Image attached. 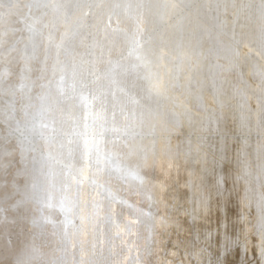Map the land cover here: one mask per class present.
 Masks as SVG:
<instances>
[{
  "label": "rangeland",
  "instance_id": "374dc122",
  "mask_svg": "<svg viewBox=\"0 0 264 264\" xmlns=\"http://www.w3.org/2000/svg\"><path fill=\"white\" fill-rule=\"evenodd\" d=\"M151 1L152 0H0V264H264V253H261L264 250V212H262L264 210H260L262 205H258L259 202L261 204L264 202V194L262 193L264 192V186L262 188V183L264 184V181L261 179V176L259 178L256 177L258 176L257 174L255 175V170H257L258 172L260 171V174H262V176H264V173L261 170V162H263L264 160V131L259 129L261 128L260 114L264 113V104H262L261 106L263 110L260 108V110H262L263 112L259 111L257 114L253 115V117H255L254 119L252 118L253 124L249 127L250 129H247L246 127H241L242 125L240 124V122H237L234 119H230L231 114L230 116L227 115L229 114V109H231L232 107L236 108L235 106H238V88L241 82L243 81V76L238 71V67L232 66V64L236 65V60L238 59V56H236L235 53L233 54L234 51H230V53L218 52L220 56L218 54L216 55V70L214 69L215 71H212L213 73L218 71V74L214 73V75L212 74V72L209 73L210 77L214 75V78L211 77V80L213 79L214 83L215 80L218 79L216 80V85L221 82L219 85H217L219 87H215L214 93L219 96H224L228 91L227 96H230L231 98L230 104L232 105L226 104V110L223 109V111L220 112L221 114H217V116L220 115L218 116L220 119L216 116L221 123L226 122L225 124H228L229 128L230 126H234L231 127L233 131L231 129L228 130L229 128L227 127L228 129L226 130V133L228 134L220 133V129L217 130L215 127H211L209 125L210 123L203 119L205 118L204 116H206L203 107L199 104L191 103L190 95L188 96L185 93L179 92L178 87L176 85L174 87V85L171 84V86L169 87L170 93L175 95L177 97V100H179V107L181 109H186L189 107L190 111L189 109L186 110L188 112L187 117L191 118L192 122L193 120H195V118H200V120L203 121L202 124L204 123L203 126L207 129L201 126L202 124H199L200 126H198L201 129L204 128L205 130H199L198 126L189 128L191 123H189L190 125L187 126V128L185 126V124L187 123L182 122L183 124H177L179 128H176L177 125L173 126V129L176 128L178 131H176V129L173 130L171 128L166 131H161V129L158 131L154 130L153 133L151 127H149L147 123L148 120H146V118L148 119V116H150V113L147 112L146 109H142L146 112L143 113V111H141L139 108L138 111H140L143 116L145 115L146 117L144 116L141 120H139L138 118L134 119V117L131 116L133 113L130 114L132 108L129 107L128 104H122L125 99L124 93L122 94V98L121 93L116 94L117 96L113 98L115 104L109 105L110 109L108 108V110L111 113L109 117L103 116V118L101 116L96 119H93L94 111L91 110L92 107H89V105L91 106V104H88L87 100H93V98L95 97L94 95H98L99 92H107V87H109L110 85L109 80L111 79V72L113 70H117V68H119L118 65H120L121 67L128 60L126 58L128 55L127 52H129L130 47H132L131 45L129 46L128 43L131 42V44L142 46L143 42L145 43L147 39L150 41L151 38H154V35L155 39L153 41H155L156 44H159V46L165 47V37H162L163 30L162 28L160 29V27L162 26L156 25L154 23L156 18L153 13L154 8ZM176 1H178V4H181V7L185 8L188 13L190 12L191 14H193L195 13V11L203 12L201 16H196V18L191 15H188L186 18L187 22H185L186 24L183 26L182 24L179 25V27L181 26V29H186V27L190 28V26L192 27L193 25H195L196 27L197 25H199V22H205L211 17L210 13H212L213 11L221 12L222 15H225L223 16L225 20L227 18H230L229 13L234 10V8H236L239 0H195L198 1L197 3L199 4V7H194L191 9H189L191 5L196 3L194 0L193 2L189 1L191 4L187 0ZM176 1L158 0V2L162 5L160 7L158 6L159 11L164 12V8L167 4H172ZM259 1L263 2L264 0ZM245 3L251 4L253 2L251 0H245ZM188 5H190L189 8H187ZM214 5H218V7L216 9H213ZM169 19H171V17H169ZM166 20H168V18ZM180 20H184L182 15ZM192 21H194V24L191 23ZM254 22L258 21H250L253 26H256L257 23L255 25ZM125 36H130V38H126ZM156 36H159L160 39H158V43L156 42ZM216 40L219 41L217 42ZM222 41L223 38L221 35L216 37L215 43L217 42L219 44L218 47L216 43L217 49L222 48ZM199 53L200 51H197L195 54L201 59L205 57L204 55H206L202 54V56ZM164 55L165 57H167L168 54L164 53ZM223 55L224 57H222ZM233 55H235L234 57L236 59L233 57ZM116 59H119L118 62ZM231 61L233 62L231 63ZM219 62H221L220 66H218ZM107 65L108 67L107 69H105ZM115 67L117 68L114 69ZM220 67L222 69L224 68V73H222L223 71ZM159 68H161V66ZM190 69V67L188 69H183L186 70L183 71V73L186 74L187 72L186 75H189L188 73L190 72ZM104 71H106V73ZM70 73L73 75H79V80L80 82H82L81 85L83 87L80 85L81 87L79 86L80 88H75L72 93L74 96H76L77 94H81L82 97L86 99L85 104H71L69 101H64L62 98L65 97L67 94L62 93L59 97L60 101L51 100V102L46 105V107H44L43 109L40 108V111V109H38L39 107H41L42 103L40 97L46 91H48L49 85H53L54 87L60 89H65L69 87V85L74 83L73 81L66 82V79H68ZM82 73H84V76L82 75ZM91 73L94 75H92ZM255 73L253 72V74H251L252 78H250L253 86L250 95L248 96V98H251L250 101H254V95L252 94L254 93V90H256L255 85L263 78L262 73L259 75H257L259 72L255 71ZM229 77L231 80H228ZM253 77L255 79H253ZM255 80L257 82H255ZM228 82H231L232 85ZM102 83L104 86L102 85ZM227 87H229V89H227ZM219 88L221 90H219ZM235 97L237 98L235 99ZM50 98H54V95L51 93ZM232 98L235 100V103L234 100L232 101ZM115 99L119 101L117 102ZM120 99L122 100L121 103ZM183 100L186 102H184ZM116 102L119 103V105ZM10 103H13V105L11 104V106L13 107L11 108L9 105ZM37 104L39 105L37 106ZM120 104L122 105V108ZM181 104H183L184 107L181 106ZM26 105L29 106V108ZM227 106H229V109ZM253 106L255 107V105ZM118 110H120V112H118ZM233 110L234 109L232 108V111ZM127 111H129V113ZM115 112H117V115L115 114L116 116L113 118ZM237 112L239 113L238 110ZM84 113L86 115H84V118H88L87 121H89V123L84 122L82 126H80L82 128H73V126L75 127L77 121H83L81 118L83 117ZM240 113V116L238 115L240 118H245L248 116L246 113H243L244 115ZM9 116L13 117L11 118ZM91 116L93 118H91ZM62 118L65 119V121ZM7 120L9 121V123ZM103 120H106V122L108 123L109 129L107 128V131H105L106 129L104 130L102 128L105 124V127H107V123L103 122ZM91 121L92 125L90 124ZM204 121L208 125H206ZM28 122L30 123V126ZM235 122L237 123V125H240H235ZM110 123L111 126H109ZM126 123H128V125ZM48 124L50 125L47 126ZM58 124L60 126H58ZM98 124L104 125L98 126ZM38 125L40 130H38ZM88 126L89 128L91 127L90 129L92 130H90ZM125 127L127 128L124 129ZM128 127L131 129H128ZM238 127H240V130L238 129ZM110 128H112L111 131ZM212 128L213 133L211 130ZM244 128L247 129V132ZM54 129L56 130L54 131ZM120 129L123 133H126L123 134ZM191 129L192 131L194 129V133H192ZM102 130L104 131L102 132ZM131 130H133V135L130 133ZM171 130H173V132ZM206 130L208 133L205 132ZM92 131L96 132L94 133ZM115 131L117 133L119 132L118 136H116L117 133ZM149 131H151L152 133H148ZM81 133L82 137H80ZM147 133L150 135H148ZM169 133H173L172 136ZM197 133L203 134L200 136ZM209 133L213 135H210ZM253 133L256 134L254 135ZM90 134L92 135V137ZM98 134L102 136L103 142L101 136ZM190 134H193V138ZM88 135L90 137H88ZM51 136L54 137L52 138ZM220 136L222 138H220ZM70 137L71 139H69ZM86 137L88 138V140ZM186 137H190V139L187 138V140H185ZM56 139L59 141H57ZM81 139L83 143H81ZM89 139H91V142ZM92 139L94 140V142H100L101 139V146L104 151L103 153L106 154L108 151L107 156L111 155V162L118 160L117 162L119 164L116 161L114 162L115 165L107 164L105 161H95V163H100H96V165H94L95 163L93 159L92 161L90 160V155H93L92 149L91 147L88 148V146L93 144ZM218 139H221V144L219 143L220 141ZM78 140L80 141V144L87 143L86 145H88L86 146L84 144L86 147L85 149H87L88 152L84 149V152L82 153L83 155L79 156L80 159L78 156H75L76 151H69L71 149L75 150L74 141L79 142ZM85 140L88 142H86ZM23 141L24 143H26L25 146ZM61 141L64 143V145H67V148H59L58 144ZM149 141L150 143H148ZM192 141L194 142V144L192 143ZM226 141H230L233 144L234 148L232 151L237 154H232L231 152V155L227 160L228 163L224 162L221 157H218V160L215 161L216 166H213L212 160L206 154V152L209 151L208 147L210 148L211 145L216 143L218 145L220 144L219 146H223L224 144H226ZM198 142L199 144H197ZM154 144L156 148L153 147ZM151 145H153V148L151 147ZM156 145L159 147H157ZM171 145L173 146V148H171L172 152L171 150H165L166 147L169 148ZM197 145L200 147H198ZM239 145L241 147H239ZM68 146L71 147V149H69ZM105 146H107L108 149L103 148ZM72 147H74V149ZM138 147L141 149L143 147L145 148L138 151ZM160 147L163 149V151H165L162 152V149ZM181 147L185 148L186 151L181 152ZM30 149L32 151H30ZM148 149H150V151L152 149L153 150L150 152ZM187 149H189V151ZM234 149L236 151H234ZM199 150H203L201 154ZM64 151L66 153H64ZM89 151H91V153ZM192 151L194 156L192 154ZM244 151H247L249 155L246 156L247 154H244ZM50 152L52 153L50 154ZM140 152H142V154ZM164 153H166V155H164ZM112 154H116V157H113L114 155L112 156ZM33 155L37 160L33 159ZM182 155L183 157H185L183 158ZM23 156L25 157V161L23 160L22 162V159L24 158ZM56 156L58 157L56 158ZM64 156L67 159L64 158ZM26 157H28L29 160ZM68 157H70L69 160ZM241 157H245L244 161L251 166L247 167L248 171L247 168H245L243 171H241V176L240 174L233 176L230 179L232 180V183L230 182V180L217 179V173H223L225 170H229L230 164L235 165V168L237 169L239 165H236V162ZM230 158L232 160H230ZM254 159L257 161H254ZM27 160L30 162H28ZM201 160L204 161L205 166L202 168L203 173L201 172L199 176L198 174H193L194 172L192 173L191 170L193 169L192 166L197 164L200 165L199 161ZM89 161L93 165L90 164ZM175 161L178 162V164H176ZM24 162L26 163L24 164ZM70 162H75L76 164H71ZM102 163H104L103 166H101ZM36 164L37 169L34 168L36 167ZM105 164L107 165L106 167ZM182 164L185 167L182 166ZM73 165H75V167H73V169L70 168ZM85 165L86 167H84ZM117 165L119 168L120 166L126 167L125 169L124 167L122 168V172L120 170L116 172L117 170L115 167ZM97 166H99V169L97 168ZM18 168H20L19 171ZM75 168L77 169V172L79 170V174H77ZM107 168H109L110 170ZM111 168H114L115 170H112ZM56 170H58L59 172H57ZM107 170H109L110 173L107 172ZM129 170L131 173L129 174L130 176L128 175ZM185 170L187 171V173ZM178 171L181 174H176L178 173ZM189 171L191 172L189 173ZM211 171L215 172L216 175ZM124 172H126V174ZM167 172L169 175L167 174ZM53 173H56V176L55 174L53 175ZM133 173L134 176H137L134 177ZM243 173L244 175L245 173H247V175L244 176ZM27 174L29 175V177ZM175 175H177V177L179 176L180 178L177 179ZM242 175L243 177H248L249 179L244 178V181ZM58 176L64 179L61 180ZM251 177L253 180L251 179ZM204 178H206V180L210 182L209 184H207L208 186L206 185L204 189L205 195L208 192V195H206L208 197L206 198H210L206 199L207 202L205 203L208 207H206L205 204L201 203L203 202V196L199 195L200 188L198 186V183L204 180ZM257 178L262 181H259ZM239 179L241 181L243 180L246 184L244 182L243 183L245 185L242 182L240 183ZM233 180L235 183L233 182ZM84 181L85 183H83ZM32 182L33 184H31ZM73 182H76V184H74ZM97 182L99 183V186L97 185ZM194 182L197 186H195ZM28 183L33 185L34 191L33 189H31L32 186L30 187ZM51 183L52 185H50ZM64 183L66 185H64ZM43 185H45V187ZM53 185L55 188L52 187ZM59 185L62 188H59ZM96 186H98L99 188ZM194 186L197 188L196 190ZM229 186L231 189H233L231 190ZM21 188L23 191L21 190ZM208 190L211 192H209ZM234 190L238 193L241 190V192L238 194ZM32 191L35 195L32 194ZM42 191L46 192L43 193ZM105 192H107L108 194ZM242 192L243 194H241ZM246 193L247 196L249 195L248 197L245 195ZM36 194H38V196L40 195V198H38ZM54 194L56 196H54ZM261 194H263V196ZM209 195H211V197ZM58 196H62L63 198H58ZM239 196L241 197V200ZM242 196L246 199H242ZM29 197L32 198L33 201ZM157 198L159 199V201L157 200ZM35 199L38 200V202L41 201L40 203L45 201V203H42L44 206L41 207L42 204L35 201ZM56 199L58 201H60L59 199H61V201L57 202ZM251 199L252 203L250 201ZM67 200L68 202L70 201V205L68 204ZM71 200L74 203H72ZM192 200L194 203L192 202ZM209 200L213 201L211 203L214 204L213 206L211 205V207L208 205V203L211 204ZM239 200L242 202L241 204L244 205H241ZM52 202H56L57 205L52 204ZM62 202L64 203V207L61 204ZM67 204L68 206H65ZM161 205H163L162 208ZM243 206H246L247 208H243ZM250 206H253V208ZM197 207H199V210H196ZM62 210H64L65 213ZM67 210L70 211L69 214ZM204 210L206 211V215L204 214ZM223 210L225 213L222 212ZM253 211H255L256 215L258 216H256ZM252 212L254 214H252ZM259 212L261 213V216L259 215ZM252 217L253 219H251ZM224 218H226V222L228 225L227 231L221 232L220 236H216L215 233L217 230V222L218 220ZM254 218L256 219L254 220ZM42 219H44V221ZM64 219L65 221L67 220L66 222L68 224L64 222ZM239 221H241V223L247 222L248 225L245 223H243L245 224L243 225ZM254 221H257V223H259L260 221V224L263 222L261 224L262 226L260 224L255 223ZM118 223L121 224H119L118 226ZM252 227H254V229H252ZM241 228L244 230H242ZM261 228L262 231L257 232L261 230ZM247 230L250 231L248 232ZM225 241L226 244H224ZM251 246H253V248ZM234 249H237L238 251L236 250L237 252H234Z\"/></svg>",
  "mask_w": 264,
  "mask_h": 264
},
{
  "label": "bare ground",
  "instance_id": "6f19581e",
  "mask_svg": "<svg viewBox=\"0 0 264 264\" xmlns=\"http://www.w3.org/2000/svg\"><path fill=\"white\" fill-rule=\"evenodd\" d=\"M160 1V0H159ZM176 1V0H175ZM188 2L189 1H191V2H193V0H187ZM195 1V0H194ZM198 1H200V0H198ZM198 1H195L196 3H194V4H192L191 5V7H190V5H188V7L187 8H189V9H191V8H194V7H199V4L197 3ZM253 3H251V4H248V3H245V0H239L238 1V3H237V6H236V8H234V10H232L229 14H230V18H227L226 20H225V18H223V16H225V15H222L221 14V12H215V11H213L212 13H210V15H211V17L209 18V19H207L205 22H199L198 24L199 25H197L196 27H195V25H193L192 27L190 26V28H188V27H186V29H184V28H180L179 27V25H181L182 24V26L183 25H185L186 23L185 22H187L186 21V18H187V16L188 15H191V16H193V17H195L196 18V16H201L202 14H203V12H201V11H195V13H193V14H191L190 12L188 13V11L187 10H185V8H182L181 7V4H178V1H176L175 3L173 2L172 4H167L166 6H165V8H164V12L162 11V12H160L159 11V8H158V6L160 7V6H162L159 2H158V0H152L151 2H152V4H153V8H154V10H153V13H154V16H155V24L156 25H159V26H162V27H160V29L162 28V30H163V34H162V37L165 39L164 40V42H165V47H161V46H159V44H156L155 43V41H153L154 39H155V36L153 35V37L154 38H151L150 39V41L147 39V41L144 43L143 42V45L142 46H139V45H134V44H131V42L130 43H128L129 44V46L131 45L132 47H130V49H129V52H127L128 53V55H127V62L125 63V64H123L121 67H120V65H118V67L119 68H117V67H115L114 69H116L117 68V70H113L112 72H111V79L109 80L110 81V85H109V87H107V92H104V93H100L99 92V94L97 95L96 93V95H94L95 97L93 98V100H87V103L88 104H91V106L89 105V107H92V111H94V113H93V117L91 116V118H93V119H96V118H98V117H103V116H107V117H109V115L111 114L110 113V111L108 110V108H109V105H112V104H115L114 103V101H113V98L115 97V96H117L116 94H119V93H121V95L124 93L125 94V96H124V102L122 103V104H124V105H129V107H131L132 108V111L130 112V114L131 113H133L131 116H133L134 117V119L135 118H138L139 120H141L144 116H143V114L140 112V111H138V109L140 108V110L141 111H143V113L145 112L144 110H142V109H146V111L147 112H149L150 113V116H148V113H147V116H148V119L146 118V120H148L147 121V123H148V125H149V127H151V130L153 131V133H154V130H160L161 129V131L162 130H168V129H173V126L174 125H177V124H181L182 122L184 123H187V124H185V126L187 127V126H189L190 124L189 123H191V125H190V127L189 128H192V127H197L199 124H202V120H200V118L199 119H196L195 118V120H193V122H192V119L191 118H188L187 116H188V112L186 111L187 109H189V107H188V105H187V107L188 108H186V109H184V108H180L179 107V100H177V97L175 96V95H173V94H171L170 93V90H169V87L171 86V85H174V87H175V85L178 87V89H179V92H181V93H185V94H187L188 96L190 95V100H191V103H196V104H199V105H201L202 107H203V109H204V111H205V115L206 116H204L205 118H203L205 121H207V122H209L210 124V126L212 127L213 126V128L215 127L217 130L218 129H220L221 130V132L220 133H223V134H228V133H226L227 131V129L229 128L228 127V124H225V123H221L220 122V118L218 117V116H220V115H218L217 116V114H219L221 111H223V109H225V105L227 104V105H229L230 104V96H227V93H228V91H227V93H226V95H221V96H219V95H217L216 93H214V90H215V87H219V86H217V85H219V84H215L216 83V80H218V79H216L215 80V83H214V80L212 79L211 80V77H213L215 74L214 73H216V74H218V71L217 72H212L215 68H216V65H217V61H216V55L218 54V52H225V53H230V51H234L233 52V54L235 53V55L236 56H238V59L236 60V65H233L232 64V66H237L238 67V71L241 73V75L243 76V81L241 82V84L239 85V88H238V92H239V95L237 94V96L239 97V103H238V106H235L236 108H234V107H232L234 110L232 111V108L231 109H229V106H227L228 107V109H229V114H227V115H229L230 116V114H231V117H230V119L232 120V119H234L235 121H237V122H240V124L242 125L241 127H246L247 129H250L249 127L253 124L252 123V120L254 119V117H253V115H255V114H257L259 111H262L263 109L261 108V106H262V104H264V1L262 2V1H256V0H251ZM190 3V2H189ZM160 4V5H159ZM191 4V3H190ZM194 5V6H193ZM218 7V5H214V7H213V9H216ZM186 8V9H187ZM162 9V8H161ZM188 9V10H189ZM184 10V11H183ZM223 13H225V12H223ZM181 15H182V17H183V19L184 20H180V18H181ZM222 15V16H221ZM206 16V15H205ZM169 17H171V19H169ZM180 17V18H179ZM204 17V16H203ZM168 18V20H166ZM200 18V17H199ZM207 18V17H206ZM202 19V18H201ZM252 20H257L258 22H254L255 23V25H256V23H257V25L256 26H253L251 23H250V21L252 22ZM192 24H194V21H192L191 22ZM253 23V24H254ZM196 24V23H195ZM194 27V28H193ZM188 28V29H187ZM121 30V29H120ZM121 32V31H120ZM119 32V33H120ZM123 32V31H122ZM162 32V31H161ZM160 32V33H161ZM118 33V32H117ZM124 33V32H123ZM222 36V38H223V43H222V48L220 49V48H218L217 49V45H218V47H219V44L217 43V45H216V43H215V39H216V37L217 36ZM119 36V35H118ZM117 36V37H118ZM130 36H132V35H130ZM130 36L128 37H126V38H130ZM160 36V35H159ZM159 36L156 38V42L158 43V41L160 40L159 39ZM159 39V40H158ZM219 39V38H218ZM222 40V39H221ZM221 42V41H220ZM115 44V43H114ZM221 44V43H220ZM100 46V45H99ZM102 46V45H101ZM110 46H112V45H110ZM128 46V45H127ZM104 47V46H103ZM127 48V47H126ZM109 49V48H108ZM197 51H200V53L199 54H206V55H204L205 57H203L202 59L201 58H199L198 56H196V52ZM108 52V51H107ZM206 52V53H205ZM109 53V52H108ZM164 53H167L168 55H167V57H165V55H164ZM102 55V54H101ZM104 55H105V53H104ZM109 55V54H108ZM198 55V54H197ZM219 55V54H218ZM229 55V54H228ZM235 55H233V57L235 56ZM116 56V55H115ZM200 56V55H199ZM203 56V55H202ZM220 56V55H219ZM222 57H224V55L222 56ZM230 57V56H229ZM231 57H232V55H231ZM122 58V57H121ZM121 58H120V60H121ZM235 58V57H234ZM218 59V58H217ZM236 59V58H235ZM113 60V59H112ZM117 60V62H118V60L119 59H116ZM115 60V61H116ZM220 60V59H219ZM227 60V59H226ZM232 60V59H231ZM228 61H230V60H228ZM117 62H116V64H117ZM120 62V61H119ZM233 61H231V63H232ZM112 63V62H111ZM115 63V62H114ZM220 63L221 62H219L218 64V66H220ZM230 63V64H231ZM119 64H121V63H119ZM229 64V65H230ZM235 64V63H234ZM161 66V68H159L160 66ZM225 65V64H224ZM223 65V66H224ZM112 66V65H111ZM107 67H108V65L106 66V68L105 69H107ZM114 67V66H113ZM191 68L189 71V75H186L187 74V72H186V74H184L183 73V71H186V70H183V69H188V68ZM226 67V66H225ZM230 67V66H229ZM228 67V68H229ZM96 68V67H95ZM218 68V67H217ZM221 68V67H220ZM220 68H219V71H220ZM228 68H227V70H228ZM97 69V68H96ZM95 69V70H96ZM111 69V68H110ZM224 69V68H223ZM222 68H221V70L223 71H221L222 73H224V70H223ZM234 69V68H233ZM237 69V68H236ZM87 70V69H86ZM112 70V69H111ZM216 70V69H215ZM214 70V71H215ZM231 70V69H230ZM84 71H85V69H84ZM107 71V70H106ZM106 71H104L105 73H106ZM225 71H226V69H225ZM255 71L256 72H259L257 75H259V74H263V78H262V80H260L256 85H255V89L256 90H254V93L252 94V95H254V101H250L251 100V98H248V96L250 95V92H251V90H252V81H251V79L250 78H252L251 77V74H253V72L255 73ZM82 72V71H81ZM90 72V71H89ZM101 72V71H100ZM212 72V74H214L213 76H209V73H211ZM104 73V74H105ZM87 74V73H86ZM92 74V73H91ZM90 74V75H91ZM256 74V73H255ZM82 75L84 76V73H82ZM88 75V74H87ZM92 75H94V74H92ZM86 76V75H85ZM103 76V75H102ZM107 76V75H106ZM217 76V75H216ZM220 76V75H219ZM228 76V75H227ZM105 77V76H104ZM222 77V76H221ZM225 77V76H224ZM255 77V76H254ZM253 77V79H255ZM93 78V77H92ZM95 78H97V77H95ZM102 78V77H101ZM214 78V77H213ZM226 78H228V77H226ZM220 79V78H219ZM222 79V78H221ZM223 79H225V78H223ZM104 80H107V79H104ZM227 80V79H226ZM228 80H231L230 79V77H229V79ZM69 81H73L74 83L73 84H71V85H69V87H67V88H65V89H60V88H57V87H54L53 85H49L48 86V91H46L40 98H41V100H42V103H41V107H37L39 104H37V108L38 109H43L44 107H46V105H48L50 102H51V100H54V101H60V95L62 94V93H64V94H67L65 97H63L62 99L64 100V101H69L71 104H79V105H83V104H85V102H86V99L84 98V97H82V95L81 94H77L76 96H74L73 95V91H74V89L75 88H77V87H79L80 85H81V83L82 82H80V80H79V75H73V74H71L70 73V75H69V77H68V79H66V82H69ZM222 81V80H221ZM103 82V81H102ZM255 82H257L256 80H255ZM106 83V82H105ZM226 83V82H225ZM229 83V82H228ZM231 83V82H230ZM229 83V84H230ZM84 84V83H83ZM171 84V85H170ZM224 84V83H223ZM102 85H103V83H102ZM106 85V84H105ZM225 85V84H224ZM231 85H232V83H231ZM253 85H254V83H253ZM82 86V85H81ZM80 86V87H81ZM104 86V85H103ZM230 86V85H229ZM79 87V88H80ZM83 87V86H82ZM222 87V86H221ZM220 87V88H221ZM233 87V86H232ZM219 88V90H221ZM234 88V87H233ZM218 89V88H217ZM216 89V90H217ZM226 89V88H225ZM227 89H229V87H227ZM226 89V90H227ZM88 90V89H87ZM94 90H96V89H94ZM223 90V89H222ZM226 90H224V91H226ZM231 90H232V88H231ZM234 90V89H233ZM235 90H237V89H235ZM98 91V90H97ZM218 91V90H217ZM172 92V91H171ZM178 92V93H179ZM219 92V91H218ZM222 92V91H221ZM50 93L51 94H53L54 95V98L52 99V98H50ZM98 93V92H97ZM173 93V92H172ZM175 93V92H174ZM177 93V94H178ZM180 93V94H181ZM230 93H231V91H230ZM237 93V92H236ZM220 94V93H219ZM222 94H224V93H222ZM235 94V93H234ZM179 95V94H178ZM251 95V96H252ZM234 96H236V95H234ZM250 96V97H251ZM123 97V95L121 96V98ZM232 97V96H231ZM181 98V97H180ZM187 98V97H186ZM237 97H235V99H236ZM119 99V98H118ZM116 100V99H115ZM234 99L232 98V101H233ZM54 101H52V102H54ZM117 101V100H116ZM119 101V100H118ZM117 101V102H118ZM184 101V100H183ZM213 101V102H212ZM116 102V103H117ZM122 102V100L120 99V103ZM184 102H186V101H184ZM69 103V104H70ZM234 103H235V100H234ZM11 104L13 105V103H10L9 105H10V108L11 107H13V106H11ZM59 104V103H58ZM118 105H119V103H117ZM57 105V104H56ZM62 105V104H61ZM230 105H232V104H230ZM253 105H255V107L253 106ZM27 106V105H26ZM50 106V105H49ZM68 106V105H67ZM120 106H121V108H122V105L120 104ZM181 106H183V104H181ZM190 106V105H189ZM28 108H29V106H27ZM78 107V106H77ZM88 107V106H87ZM88 107V108H89ZM117 107V106H116ZM184 107V106H183ZM186 107V106H185ZM191 107V106H190ZM263 107H264V105H263ZM9 108V107H8ZM74 108V107H73ZM86 108V107H85ZM84 108V109H85ZM113 108V107H112ZM118 108H119V106H118ZM124 108H125V106H124ZM127 108V107H126ZM260 108L262 109V110H260ZM36 109V108H35ZM41 109H40V111H41ZM110 109V108H109ZM130 109V108H129ZM26 110H27V108H26ZM29 110V109H28ZM123 110V109H122ZM126 110V109H125ZM131 110V109H130ZM157 110V111H156ZM226 110V109H225ZM237 110L239 111V113L240 114H243V113H246L245 115L247 116V117H245V118H240L239 116V113L237 112ZM20 111V110H19ZM87 111V110H86ZM189 111H190V109H189ZM194 111V110H193ZM264 111V110H263ZM262 111V112H263ZM118 112H120V110H118ZM122 112V111H121ZM128 113H129V111H127ZM138 112V113H137ZM203 112V111H202ZM13 113H15V112H13ZM45 113H46V111H45ZM75 113V112H74ZM79 113H81V112H79ZM117 112H115L114 113V116H113V118L117 115L116 114ZM124 113V112H123ZM146 113V112H145ZM194 113H196V112H194ZM198 113V112H197ZM200 113V112H199ZM227 113V112H226ZM225 113V114H226ZM18 114V113H17ZM28 114H29V112H28ZM31 114V113H30ZM48 114V113H47ZM76 114V113H75ZM92 114V113H91ZM116 114V115H115ZM119 114V113H118ZM130 114H129V116H130ZM202 114V113H201ZM200 114V115H201ZM221 114V113H220ZM224 114V115H225ZM260 114V113H259ZM26 115H27V112H26ZM77 115V114H76ZM75 115V116H76ZM79 115V114H78ZM82 115V114H81ZM80 115V116H81ZM84 115H85V113L83 114V117L81 118L83 121H77V123L75 124V127L73 126V128H77V127H79V128H82V127H80V126H82V124L84 123V122H87V123H89V121H87L88 120V118L86 119V117L84 118ZM89 115V114H88ZM113 115V114H112ZM111 115V116H112ZM196 115V114H195ZM204 115V114H203ZM226 115V116H227ZM239 115V116H238ZM244 115V114H243ZM261 116H260V127L261 128H259V129H261L262 131H264V113L262 114H260ZM14 116V115H13ZM12 116V117H13ZM46 116V115H45ZM86 116V115H85ZM128 116V115H127ZM128 116V117H129ZM202 116V115H201ZM200 116V117H201ZM219 118H217V117ZM9 117H11V116H9ZM9 117H8V120H9ZM11 117V118H12ZM17 117V116H16ZM47 117V116H46ZM69 117V116H68ZM107 117H106V119H107ZM132 117V118H133ZM146 117V116H145ZM150 117V118H149ZM192 117H193V114H192ZM195 117V116H194ZM262 117V118H261ZM48 118V117H47ZM50 118V117H49ZM90 118V119H91ZM104 118V117H103ZM112 118V119H113ZM126 118V117H125ZM202 118V117H201ZM253 118V119H252ZM259 118V117H258ZM63 119V118H62ZM100 119V118H99ZM98 119V120H99ZM188 119H191V120H188ZM194 119V118H193ZM7 120V121H8ZM12 120V119H11ZM15 120H17V119H15ZM14 120V121H15ZM36 120V119H35ZM46 120V119H45ZM49 120V119H48ZM56 120H57V118H56ZM64 121H65V119H63ZM97 120V121H98ZM233 120V121H234ZM24 121H26V120H24ZM28 121V120H27ZM39 121V120H38ZM38 121H37V123H38ZM53 121H55V120H53ZM74 121H75V119H74ZM96 121V122H97ZM101 121H102V119H101ZM108 121H110V120H108ZM131 121V120H130ZM204 121V122H205ZM222 121H223V119H222ZM225 121V120H224ZM232 121V122H233ZM255 121V120H254ZM35 122V121H34ZM48 122V121H47ZM67 122V121H66ZM95 122V123H96ZM103 122H106V120L104 121L103 120ZM114 122V121H113ZM113 122H112V124H113ZM125 122H126V120H125ZM129 122V121H128ZM8 123H9V121H8ZM29 123V122H28ZM31 123H32V121H31ZM36 123V122H35ZM40 123V122H39ZM49 123V122H48ZM68 123H69V120H68ZM72 123V122H71ZM70 123V124H71ZM86 123V124H87ZM98 123V122H97ZM102 123V122H101ZM107 123V122H106ZM182 123V124H183ZM206 123V122H205ZM231 123V122H230ZM229 123V124H230ZM257 123V122H256ZM12 124H14V123H12ZM21 124V123H20ZM41 124V123H40ZM39 124V125H40ZM44 124V123H43ZM66 124V123H65ZM69 124V125H70ZM74 124V123H73ZM72 124V125H73ZM85 124V125H86ZM91 125H92V121H91V123H90ZM105 124V123H104ZM104 124H101V125H99L98 124V126H102V125H104ZM127 125H128V123H126ZM204 124V123H203ZM203 124L201 125V126H203ZM240 124H238V125H240ZM258 124V123H257ZM256 124V125H257ZM26 125H27V123H26ZM39 125H38V128H39ZM50 124H48L47 126H49ZM53 125V124H52ZM57 125V124H56ZM64 125V124H63ZM94 125V124H93ZM206 125H208L207 123H206ZM235 125H237V123L235 122ZM237 125V126H238ZM259 125V124H258ZM12 126H14V125H12ZM29 126H30V123H29ZM36 126V125H35ZM58 126H60L59 124H58ZM65 126V125H64ZM106 126V124L104 125V127H102L105 131H107V128H108V123H107V127H105ZM109 126H111V123H110V125ZM112 126H114V125H112ZM130 126H131V124H130ZM200 126V125H199ZM198 126V127H199ZM22 127V126H21ZM34 127V126H33ZM32 127V128H33ZM42 127H43V125H42ZM41 127V128H42ZM44 127H46V126H44ZM55 127V126H54ZM53 127V128H54ZM67 127V126H66ZM94 127V126H93ZM178 127V125L176 126V128ZM204 127V126H203ZM228 127V128H227ZM231 127H234V126H230V128L228 129V130H230L231 129ZM13 128V127H12ZM17 128V127H16ZM20 128V127H19ZM61 128V127H60ZM78 128V129H79ZM85 128V127H84ZM88 128H89V126H88ZM91 128V127H90ZM89 128V129H90ZM101 128V129H102ZM117 128H119V127H117ZM127 127H125L124 129H126ZM175 128V127H174ZM175 128V129H176ZM179 128V127H178ZM188 128V127H187ZM205 128V127H204ZM202 128L203 130H205V129H207V128ZM213 128L211 129L212 130V133H213ZM246 128H244V129H246ZM35 129V128H34ZM33 129V130H34ZM48 129V128H47ZM57 129V128H56ZM56 129H54V131L56 130ZM100 129V130H101ZM109 129V128H108ZM111 129L112 128H110V131H111ZM128 129H131V128H129L128 127ZM141 129V128H140ZM175 129H173V130H175ZM197 129V128H196ZM200 127H199V130H202ZM238 129L240 130V127H238ZM243 129V128H242ZM247 129H246V132H247ZM255 129V128H254ZM24 130V129H23ZM29 130V129H28ZM31 130V129H30ZM38 130H40V128L38 129ZM42 130V129H41ZM62 130V129H61ZM65 130V129H64ZM69 130V129H68ZM80 130V129H79ZM83 130V129H82ZM87 130V129H86ZM90 130H92V129H90ZM89 130V131H90ZM97 130V129H96ZM99 130V131H100ZM104 130H102V132L104 131ZM119 130V129H118ZM136 130V129H135ZM134 130V131H135ZM173 130H171L172 132H173ZM209 130H210V128H209ZM219 130V131H220ZM232 130V129H231ZM235 130H236V128H235ZM44 131V130H43ZM42 131V132H43ZM73 131H74V129H73ZM88 131V130H87ZM114 131V130H113ZM120 131L122 132V130L120 129ZM124 131V130H123ZM128 131V130H127ZM132 131L133 130H131V134H132ZM176 131H178L177 129H176ZM191 131H192V129H191ZM193 131H194V129H193ZM192 131V133H194ZM233 131V130H232ZM242 131V130H241ZM241 131H239V132H241ZM244 131V130H243ZM252 131V130H251ZM33 132V131H32ZM32 132H30V133H32ZM58 132V131H57ZM77 132H78V130H77ZM92 132H94V131H92ZM96 132V131H95ZM94 132V133H95ZM116 132V131H115ZM114 132V133H115ZM151 131H149L148 133H150ZM170 132V131H169ZM197 132V131H196ZM201 132V131H200ZM199 132V133H200ZM203 132V131H202ZM205 132H207V130L205 131ZM245 132V131H244ZM261 132V131H260ZM9 133V132H8ZM27 133V132H26ZM29 133V134H30ZM35 133V132H34ZM56 133V132H55ZM60 133V132H59ZM63 133V132H62ZM67 133V132H66ZM100 133V132H99ZM108 133H109V131H108ZM112 133V132H111ZM110 133V134H111ZM113 133V134H114ZM117 133V132H116ZM115 133V134H116ZM119 133V132H118ZM118 133L116 134V136H118ZM123 133V132H122ZM126 133V132H125ZM125 133H123V134H125ZM141 133V132H140ZM147 133V134H148ZM152 133V132H151ZM163 133V132H162ZM166 133V132H165ZM187 133V132H186ZM191 133V132H190ZM199 133H197V134H199ZM208 133V132H207ZM230 133V132H229ZM233 133V132H232ZM257 133H259V132H257ZM262 133V132H261ZM20 134V133H19ZM51 134V133H50ZM54 134V133H53ZM73 134H74V132H73ZM88 134H89V132H88ZM105 134V133H104ZM128 134V133H127ZM136 134H137V131H136ZM170 134V133H169ZM173 134V133H172ZM172 134H170L171 136H172ZM203 133H201V134H199L200 136L202 135ZM210 134V133H209ZM208 134V135H209ZM234 134V133H233ZM243 134V133H242ZM246 134V133H245ZM254 134V133H253ZM256 134V133H255ZM254 134V135H255ZM32 135V134H31ZM35 135V134H34ZM33 135V136H34ZM75 135H76V133H75ZM91 135V134H90ZM98 135H100V134H98ZM112 135V134H111ZM133 135V134H132ZM140 135V134H139ZM148 135H150V134H148ZM163 135V134H162ZM175 135V134H174ZM191 135V134H190ZM193 135V134H192ZM192 135H191V137H192ZM210 135H213V134H210ZM231 135V134H230ZM240 135H241V133H240ZM264 135V134H263ZM29 136V135H28ZM37 136V135H36ZM71 136H72V134H71ZM80 136V135H79ZM87 136V135H86ZM101 136V135H100ZM99 136V137H100ZM108 136V135H107ZM110 136V135H109ZM158 136V135H157ZM164 136V135H163ZM176 136V135H175ZM199 136V137H200ZM218 136V135H217ZM221 136H223V135H221ZM220 136V138H222ZM226 136V135H225ZM246 136V135H245ZM260 136V135H259ZM20 137V136H19ZM52 137V136H51ZM54 137V136H53ZM52 137V138H53ZM57 137V136H56ZM66 137V136H65ZM80 137H82V133H81V136ZM88 137H90L89 135H88ZM91 137H92V135H91ZM93 137H94V134H93ZM98 137V136H97ZM128 137V136H127ZM140 137H141V135H140ZM162 137V136H161ZM168 137V136H167ZM167 137H165V138H167ZM215 137H216V135H215ZM219 137V136H218ZM217 137V138H218ZM227 137V136H226ZM243 137V136H242ZM256 137V136H255ZM25 138H27V137H25ZM67 138V137H66ZM73 138H74V136H73ZM77 138V137H76ZM75 138V139H76ZM87 138V137H86ZM110 138V137H109ZM108 138V139H109ZM112 138H113V136H112ZM111 138V139H112ZM142 138V137H141ZM187 138L188 137H186V139L185 140H187ZM193 138V137H192ZM234 138V137H233ZM247 138V137H246ZM20 139V138H19ZM24 139V138H23ZM63 139V138H62ZM69 139H71V137L69 138ZM85 139V138H84ZM83 139V140H84ZM101 139H102V136H101ZM101 139H100V142L99 141H95L94 142V140H93V144L92 145H90V146H88V145H86L87 143H84L86 146H88V148H90L91 147V149H92V154L93 155H90L91 157V161H92V159H93V161H94V163H95V161H101V162H106L107 164H114L115 165V161L113 162H111V160L110 159H112V157L110 158V156H107V153H108V151H107V153L105 154V153H103L104 151H103V149H102V143H101ZM140 139V138H139ZM163 139V138H162ZM188 139H190V137L188 138ZM228 139V138H227ZM242 139V138H241ZM27 140V139H26ZM28 140H30V139H28ZM52 140H54V139H52ZM57 140V139H56ZM61 140V139H60ZM80 140V139H79ZM78 140V141H79ZM87 140H88V138H87ZM90 140V142H91V139H89ZM96 140H97V138H96ZM99 140V139H98ZM184 140V141H185ZM219 140V139H218ZM234 140V139H233ZM252 140V139H251ZM260 140H261V138H260ZM57 141H59V140H57ZM86 141V140H85ZM183 141V140H182ZM220 142V144H221V139L219 140ZM223 141H224V139H223ZM222 141V142H223ZM242 141V140H241ZM240 141V142H241ZM256 141V140H255ZM62 142V141H61ZM59 142V144H58V146H59V148L60 149H62V147H64V148H67L66 146L67 145H64V143L62 142ZM70 142V141H69ZM68 142V143H69ZM86 142H88V141H86ZM102 142H103V139H102ZM168 142V141H167ZM234 142V141H233ZM239 142V143H240ZM245 142V141H244ZM23 143H24V141H23ZM73 143V142H72ZM74 145H75V150H72L71 149V147H69V149H71V150H69V151H76L75 152V156H81V155H83L82 153L84 152V149L86 148L85 147V145L84 144H80V141L79 142H76V141H74ZM81 143H83V141H82V139H81ZM105 143V142H104ZM148 143H150V141L148 142ZM161 143H163V142H161ZM188 143V142H187ZM192 143L194 144V142L192 141ZM224 143V142H223ZM237 143V142H236ZM251 143V142H250ZM259 143V142H258ZM66 144H67V142H66ZM183 144V143H182ZM181 144V145H182ZM189 144V143H188ZM197 144H199V142L197 143ZM204 144V143H203ZM210 144V143H209ZM208 144V145H209ZM219 144V145H220ZM244 144V143H243ZM26 145V143H24V146ZM72 145V144H71ZM104 145V144H103ZM160 145V144H159ZM192 145V144H191ZM217 143L216 144H213V145H211V147L209 148L208 147V150L209 151H207V150H205V151H207L206 152V154L209 156V158L212 160V162H213V166L215 165L216 166V164H215V161H217L218 159V157H221V159H223V161L224 162H227L228 163V159H229V157H230V155H231V152H232V154L233 153H235V152H233L232 150H233V144L229 141H226V144H224L223 146H219ZM241 145V144H240ZM239 145V147H241ZM249 145V144H248ZM259 145V144H258ZM263 145V144H262ZM30 146V145H29ZM29 146H28V148H29ZM57 146V147H58ZM153 145H151V147H152ZM157 146V145H156ZM172 146V145H171ZM169 147V148H165V150H171V148H173V146L172 147ZM187 146V145H186ZM198 146V145H197ZM206 146V145H205ZM205 146H204V148H205ZM237 146H238V144H237ZM245 146V145H244ZM243 146V147H244ZM256 146V145H255ZM153 147H155V144H154V146ZM152 147V148H153ZM157 147H159V146H157ZM175 147V146H174ZM196 147V146H195ZM198 147H200V146H198ZM197 147V148H198ZM73 149H74V147H72ZM103 148H107V146H105V147H103ZM139 148V147H138ZM143 148H145V147H143ZM142 148V149H143ZM156 148V147H155ZM155 148H154V150H155ZM161 148V147H160ZM188 148V147H187ZM248 148V147H247ZM251 148V147H250ZM249 148V149H250ZM261 148V147H260ZM90 149V150H91ZM108 149V148H107ZM141 148H139V150L138 151H140V150H142ZM151 149V148H150ZM150 149H148L149 151H150ZM162 149V148H161ZM189 149H191V148H189ZM189 149H187L188 151H189ZM201 149V148H200ZM202 149H203V147H202ZM206 149H207V147H206ZM241 149V148H240ZM240 149H238V150H240ZM246 149V148H245ZM258 149V148H257ZM28 150V149H27ZM64 150V149H63ZM63 150H62V153H63ZM86 151H87V149H85ZM105 150V149H104ZM110 150V149H109ZM153 150V149H152ZM151 150V151H152ZM159 150V149H158ZM164 150V151H165ZM181 152H184V151H186L185 150V148H182L181 147ZM179 150V151H180ZM192 150H194V149H192ZM237 150V151H238ZM30 151H32L31 149H30ZM150 151V152H151ZM157 151V150H156ZM163 151V149H162V152H164ZM191 151V150H190ZM200 151V150H199ZM203 151V150H202ZM202 151H200V154H201V152ZM234 151H236L235 149H234ZM252 151V150H251ZM255 151V150H254ZM53 152V151H52ZM52 152H50V154L52 153ZM68 152V151H67ZM73 152V153H74ZM88 152V151H87ZM90 153H91V151H89ZM143 152V151H142ZM142 152H140L141 154H142ZM171 152H172V150H171ZM173 152H174V149H173ZM196 152V151H195ZM31 153V152H30ZM59 153V152H58ZM61 153V152H60ZM61 153V154H62ZM64 153H66L65 151H64ZM145 153V152H144ZM156 153V152H155ZM166 153H168V152H166ZM166 153H164V155H166ZM186 153V152H185ZM188 153V152H187ZM205 153V152H204ZM247 154L246 156H248L249 155V153H247V151H244V154ZM255 153V152H254ZM263 153V152H262ZM33 154V153H32ZM146 154V153H145ZM159 154V153H158ZM182 154V153H181ZM191 154V153H190ZM192 154H193V151H192ZM200 154H199V157H200ZM203 154V153H202ZM235 154H237V153H235ZM239 154V153H238ZM260 154V153H259ZM31 155V154H30ZM36 155V154H35ZM68 155V154H67ZM67 155H66V157H67ZM114 154H112V156H113ZM157 155V154H156ZM185 155H187V154H185ZM204 155V154H203ZM251 155V154H250ZM59 156V155H58ZM58 156H56V158L58 157ZM93 156V157H92ZM141 156V155H140ZM160 156V155H159ZM170 156V155H169ZM168 156V157H169ZM189 156V155H188ZM193 156H194V154H193ZM206 156V155H205ZM236 156V155H235ZM240 156H241V153H240ZM256 156V155H255ZM24 157V156H23ZM37 157V156H36ZM50 157V156H49ZM53 157H54V155H53ZM52 157V158H53ZM60 157V156H59ZM65 156H64V158H66ZM74 157V156H73ZM78 157H76V158H78ZM86 157H88V156H86ZM108 157H109V159H108ZM113 157H116V154L113 156ZM144 157V156H143ZM146 157V156H145ZM158 157V156H157ZM162 157V156H161ZM160 157V158H161ZM167 157V158H168ZM182 157H183V155H182ZM185 157V156H184ZM183 157V158H184ZM203 157V156H202ZM201 157V158H202ZM238 157H239V155H238ZM252 157H254V156H252ZM258 157V156H257ZM27 159H28V157H26ZM38 158V157H37ZM48 158V157H47ZM63 158V159H64ZM69 158L70 157H68V160H69ZM139 158H141V157H139ZM233 158V157H232ZM245 158V157H244ZM243 157H241L239 160H237V162H236V165H239L238 166V168L236 169L235 168V165H231L230 164V168H229V170H225L223 173H220V172H218L217 173V175H216V173L215 172H213V171H211V172H213V173H215V175H216V177H217V179L218 180H221V179H225V180H230L233 176H235V175H237V174H240V176H241V171H243L245 168H247L248 166H250V165H248L244 160ZM25 159V157L22 159V162H23V160ZM33 159H35V157H34V155H33ZM45 159V158H44ZM50 159V158H49ZM55 159V158H54ZM59 159V158H58ZM58 159H57V161H58ZM61 159V158H60ZM67 159V158H66ZM72 159V158H71ZM70 159V160H71ZM79 159H80V157H79ZM78 159V160H79ZM117 159H119V158H117ZM247 159V158H246ZM29 160V159H28ZM27 160V161H28ZM35 160H37V159H35ZM41 160V159H40ZM47 160V159H46ZM45 160V161H46ZM65 160V159H64ZM77 160V161H78ZM159 160H161V159H159ZM167 160V159H166ZM230 160H232L231 158H230ZM229 160V161H230ZM259 160V159H258ZM25 161V160H24ZM42 161V160H41ZM48 161V160H47ZM66 161V160H65ZM82 161V160H81ZM118 161V160H117ZM116 161V162H117ZM120 161V160H119ZM145 161H146V159H145ZM161 161H163V160H161ZM170 161V160H169ZM180 161V160H179ZM254 161H257V160H255L254 159ZM28 162H30V161H28ZM49 162H51V161H49ZM61 162V161H60ZM76 162V161H75ZM75 162H73V163H75ZM80 162V161H79ZM90 162V161H89ZM88 162V163H89ZM176 162V161H175ZM181 162V161H180ZM200 162V165H194V166H192L193 167V169L191 170L192 171V173L193 174H198L199 176H200V173L202 172V168L205 166V164H204V161L203 160H201V161H199ZM203 162V163H202ZM247 162H248V160H247ZM26 162H24V164H25ZM35 163V162H34ZM34 163H33V166H34ZM53 163H55V162H53ZM62 163H63V161H62ZM71 163V162H70ZM73 163H71V164H73ZM83 163V162H82ZM81 163V164H82ZM96 163H100V162H96ZM96 163L94 164V165H96ZM118 163V162H117ZM116 163V164H117ZM121 163V162H120ZM145 163V162H144ZM230 163V162H229ZM250 163V162H249ZM258 163H260V162H258ZM28 164V163H27ZM26 164V165H27ZM40 164H43V163H40ZM76 164V163H75ZM86 164V163H85ZM90 164H92L91 162H90ZM89 164V165H90ZM103 164L104 163H102V165L101 166H103ZM119 164V163H118ZM125 164H127V163H125ZM176 164H178V162H176ZM188 164V163H187ZM194 164V163H193ZM254 164V163H253ZM261 164H262V172L264 173V160H263V162H261ZM56 165H58V164H56ZM87 165V164H86ZM86 165L84 166V167H86ZM93 165V164H92ZM100 165V164H99ZM110 165H109V167H110ZM36 167H34V168H36L37 169V164L35 165ZM39 166V165H38ZM64 166V165H63ZM79 166V165H78ZM101 166H100V169H101ZM107 165L105 164V167H106ZM113 166V165H112ZM181 166V165H180ZM182 166H184L183 164H182ZM190 166V165H189ZM201 166V167H200ZM255 166V165H254ZM22 167V166H21ZM25 167H27V166H25ZM29 167V166H28ZM41 167V166H40ZM66 167H68V166H66ZM73 167H75V165H73L72 167H70V168H72L73 169ZM99 166H97V168H98ZM114 167V166H113ZM124 167V166H123ZM123 167H121L120 166V168L118 167V165L115 167L116 168V172H118L119 170L121 171L122 170V168ZM126 167V166H125ZM125 167H124V169H125ZM185 167V166H184ZM251 167V166H250ZM253 167V166H252ZM30 168V167H29ZM58 168V167H57ZM56 168V169H57ZM61 168V167H60ZM63 168V167H62ZM65 168V167H64ZM77 168V167H76ZM75 168V170H76V172H77V169ZM89 168V167H88ZM92 168V167H91ZM175 168V167H174ZM183 168V167H182ZM19 169L20 168H18V171H19ZM26 169H28V168H26ZM31 169H33V168H31ZM55 169V168H54ZM95 169V168H94ZM99 169V168H98ZM107 169H109V168H107ZM112 169V168H111ZM114 169V168H113ZM112 169V170H113ZM127 169V168H126ZM251 169H254V168H251ZM259 169V168H258ZM22 170V169H21ZM20 170V171H21ZM40 170V169H39ZM42 170V169H41ZM61 170V169H60ZM68 170V169H67ZM110 170V169H109ZM109 170H107V172H109ZM115 170V169H114ZM164 170H167V169H164ZM179 170V169H178ZM250 170V169H249ZM27 171V170H26ZM55 171V170H54ZM57 172H59L58 170H56ZM69 171V170H68ZM71 171V170H70ZM82 171V170H81ZM106 171V170H105ZM128 171V170H127ZM173 171V170H172ZM186 171V170H185ZM191 171H189V173L191 172ZM246 171V170H245ZM247 171H248V168H247ZM31 172V171H30ZM62 172H63V170H62ZM61 172V173H62ZM75 172V171H74ZM78 172H79V170H78ZM77 172V174H79ZM115 172V173H116ZM122 172V171H121ZM132 172V171H131ZM174 172V171H173ZM24 173V172H23ZM26 173V172H25ZM33 173V172H32ZM40 173V172H39ZM66 173V172H65ZM64 173V174H65ZM110 173V172H109ZM125 174H126V172H124ZM128 173V172H127ZM170 173V172H169ZM179 171H178V173H176V174H178L179 175ZM183 173H185V172H183ZM186 173H187V171H186ZM203 173V172H202ZM249 173H250V171H249ZM252 173V172H251ZM55 174V176H56V173H53V175ZM58 174V173H57ZM107 174V173H106ZM120 174H122V173H120ZM129 174H131L130 173V170H129V173H128V175ZM167 174H168V172H167ZM175 174V173H174ZM181 174V173H180ZM254 174V173H253ZM258 175V176H256V177H259L260 178V176H261V179L264 181V176H262V174H260V171L258 172L257 170H255V175ZM28 175V174H27ZM53 175H52V177H53ZM73 175V174H72ZM110 175V174H109ZM127 175V176H128ZM136 175V174H135ZM169 175V174H168ZM243 175H244V173H243ZM243 175H242V177H243ZM245 175H247V173H245ZM244 175V176H245ZM251 175V174H250ZM74 176V175H73ZM122 176H124V175H122ZM126 176V175H125ZM130 176V175H129ZM128 176V177H129ZM133 176H134V173H133ZM137 176V175H136ZM136 176H134V177H136ZM186 176V175H185ZM196 176V175H195ZM204 176V175H203ZM252 176V175H251ZM28 177H29V175H28ZM31 177V176H30ZM58 177H60V176H58ZM57 177V178H58ZM62 177H63V175H62ZM76 177V176H75ZM79 177V176H78ZM77 177V178H78ZM86 177V176H85ZM139 177V176H138ZM137 177V178H138ZM169 177V176H168ZM167 177V178H168ZM175 177H177V175H175ZM250 177V176H249ZM255 177V176H254ZM55 178V177H54ZM77 178H75V179H77ZM125 178V177H124ZM132 178V177H131ZM136 178V179H137ZM178 178H180L179 176L177 177V179ZM203 178V177H202ZM235 178V177H234ZM244 178H246V177H243V179ZM248 178V177H247ZM246 178V179H247ZM56 179V178H55ZM60 179L61 180H63L61 177H60ZM71 179V178H70ZM188 179V178H187ZM249 179V178H248ZM251 179H252V177H251ZM256 179V178H255ZM258 179V178H257ZM30 180H32V179H30ZM59 180V179H58ZM77 180H79V179H77ZM92 180V179H91ZM170 180V179H169ZM240 180V179H239ZM253 180V179H252ZM259 180V179H258ZM262 180H259V181H262ZM53 181H54V179H53ZM53 181H51V182H53ZM60 181V180H59ZM66 181H67V179H66ZM69 181V180H68ZM82 181V180H81ZM93 181V180H92ZM134 181V180H133ZM141 181H143V180H141ZM195 181V180H194ZM199 181H200V179H199ZM232 180H230V182H231ZM238 181V180H237ZM244 181H245V179H244ZM243 180L241 181L240 180V183L242 182H244ZM33 182H35V181H33ZM33 182L31 183V184H33ZM38 182V181H37ZM36 182V183H37ZM47 182V181H46ZM61 182V181H60ZM77 182H79V181H77ZM95 182V181H94ZM140 182V181H139ZM233 182H234V180H233ZM250 182V181H249ZM248 182V183H249ZM74 183V182H73ZM83 183H85V181L83 182ZM192 183V182H191ZM195 183V182H194ZM210 182H208V180H206V178H204V180H202L201 182H199L198 183V186H199V188H200V192H199V195H202L203 197V202H201V203H203V204H205L207 201H206V199H210V198H206V197H208V196H206V195H208V192L206 193V195H205V187H206V185L207 184H209ZM232 183V182H231ZM235 183V182H234ZM245 183V182H244ZM243 183V184H244ZM260 183V182H259ZM262 183V182H261ZM29 184V183H28ZM31 184H29L30 185V187L32 186V188L31 189H33V185H31ZM41 184H42V182H41ZM48 184V183H47ZM54 184V183H53ZM74 184H76V182L74 183ZM78 184V183H77ZM80 184V183H79ZM88 184V183H87ZM91 184V183H90ZM99 183L97 182V185H98ZM156 184V183H155ZM246 184V183H245ZM244 184V185H245ZM35 185V184H34ZM50 185H52V183L50 184ZM63 185V184H62ZM64 185H66L65 183H64ZM95 185V184H94ZM109 185V184H108ZM138 185V184H137ZM192 185V184H191ZM190 185V186H191ZM230 185V184H229ZM260 185V184H259ZM20 186H22V185H20ZM38 186V185H37ZM41 186V185H40ZM44 187H45V185H43ZM49 186V185H48ZM75 186V185H74ZM99 186V185H98ZM98 186H96V187H98ZM159 186V185H158ZM195 186H197L196 185V183H195ZM194 186V187H195ZM208 186V185H207ZM211 186V185H210ZM232 186V185H231ZM235 186H237V185H235ZM263 186H264V184L262 183V188H263ZM17 187H19V186H17ZM36 187V186H35ZM42 187V186H41ZM41 187H39V188H41ZM52 187H54V185L52 186ZM61 186L59 185V188H60ZM73 187V186H72ZM76 187V186H75ZM102 187V186H101ZM154 187V186H153ZM233 187V186H232ZM246 187H247V185H246ZM245 187V188H246ZM37 188V187H36ZM55 188V187H54ZM62 188V187H61ZM99 188V187H98ZM228 188V187H227ZM229 188H230V186H229ZM228 188V189H229ZM249 188V187H248ZM247 188V189H248ZM38 189V188H37ZM44 189V188H43ZM76 189V188H75ZM77 189H78V187H77ZM194 189V188H193ZM197 188L195 187V190H196ZM209 189H211V188H209ZM231 189V188H230ZM233 189V188H232ZM231 189V190H232ZM264 189V188H263ZM262 189V190H263ZM21 190H22V188H21ZM30 190V189H29ZM29 190H28V192H29ZM61 190V189H60ZM102 190H103V188H102ZM137 190V189H136ZM237 190V189H236ZM241 190H242V188H241ZM241 190L239 191V193L241 192ZM244 190V189H243ZM252 190V189H251ZM23 191V190H22ZM33 191H34V189H33ZM32 191V194L34 193ZM41 191V190H40ZM56 191V190H55ZM105 191V190H104ZM103 191V192H104ZM209 191V190H208ZM229 191V190H228ZM235 191V190H234ZM245 191V190H244ZM259 191V190H258ZM24 192H25V190H24ZM24 192H22V193H24ZM27 192V191H26ZM31 192V191H30ZM36 192V191H35ZM43 192V191H42ZM46 192V191H45ZM45 192H43V193H45ZM64 192V191H63ZM108 192V191H107ZM107 192H105V193H107ZM155 192V191H154ZM189 192V191H188ZM209 192H211V191H209ZM230 192V191H229ZM235 192H237V191H235ZM246 192V191H245ZM262 192V191H261ZM260 192V193H261ZM109 193V192H108ZM107 193V194H108ZM112 193V192H111ZM115 193V192H114ZM195 193V192H194ZM196 193H198V192H196ZM216 193V192H215ZM231 193V192H230ZM238 193V192H237ZM238 193V194H239ZM259 193V192H258ZM263 194H264V192H262ZM30 194V193H29ZM40 194H41V192H40ZM61 194V193H60ZM110 194V193H109ZM192 194H193V191H192ZM210 194V193H209ZM211 194H213V193H211ZM226 194H228V193H226ZM232 194V193H231ZM236 194V193H235ZM241 194H243V192L241 193ZM263 194H261L262 196H263ZM33 195H35V194H33ZM37 195V197L38 198H40V195L38 196V194H36ZM50 195H51V193H50ZM50 195H47V196H50ZM59 195V194H58ZM106 195V194H105ZM157 195V194H156ZM196 195V194H195ZM246 196H247V193L245 194ZM260 195V194H259ZM44 196V195H43ZM54 196H56L55 194H54ZM107 196V195H106ZM114 196V195H113ZM210 197H211V195H209ZM214 196V195H213ZM217 196V195H216ZM226 196V195H225ZM233 196V195H232ZM234 196H236V195H234ZM238 196V195H237ZM249 196V195H248ZM247 196V197H248ZM33 197V196H32ZM59 197H62V196H58V198ZM117 197V196H116ZM115 197V198H116ZM193 197V196H192ZM197 197V196H196ZM215 197V196H214ZM220 197V196H219ZM223 197V196H222ZM221 197V198H222ZM243 197V196H242ZM30 198V197H29ZM28 198V199H29ZM36 198V197H35ZM42 198H44V197H42ZM42 198H41V200H42ZM45 198H46V196H45ZM47 198H50V197H47ZM52 198V197H51ZM63 198V197H62ZM75 198V197H74ZM111 198V197H110ZM119 198V197H118ZM150 198V197H149ZM188 198V197H187ZM194 198V197H193ZM200 198V197H199ZM220 198V199H221ZM239 198H240V200H241V197L239 196ZM245 197H243L242 199H244ZM263 198V197H262ZM31 200H32V198H30ZM55 199V198H54ZM112 199V198H111ZM117 199V198H116ZM215 199V198H214ZM246 199V198H245ZM260 199V198H259ZM47 200V199H46ZM60 201H61V199H59ZM69 200V199H68ZM68 200H67V202H68ZM73 200V199H72ZM72 200H71V202H72ZM114 200V199H113ZM121 200V199H120ZM120 200H119V202H120ZM157 200L159 201V199L157 198ZM178 200V199H177ZM196 200V199H195ZM201 200V201H202ZM222 200V199H221ZM238 200V199H237ZM239 200V201H240ZM249 200V199H248ZM262 200V199H261ZM33 201V200H32ZM35 201H37L38 202V200H36L35 199ZM49 201V200H48ZM55 201V200H54ZM56 201L57 202H60V201H58L57 199H56ZM63 201V200H62ZM75 201H76V199H75ZM115 201H118V200H115ZM114 201V202H115ZM183 201H184V199H183ZM210 201V203L211 202H213V201H211V200H209ZM208 201V202H209ZM251 201V203H252V199L250 200ZM254 201V200H253ZM41 202V201H40ZM40 202H38V203H40ZM51 202V201H50ZM65 202H66V200H65ZM70 202V201H69ZM68 202V204L70 205L71 203H69ZM157 202V201H156ZM189 202V201H188ZM192 202H193V200H192ZM232 202V201H231ZM245 202H248V201H245ZM244 202V203H245ZM263 202V201H262ZM36 203V202H35ZM42 203H45V201L44 202H42ZM42 203H40V204H42ZM72 203H74V202H72ZM77 203V202H76ZM185 203V202H184ZM194 203V202H193ZM197 203V202H196ZM200 203V202H199ZM215 203V202H214ZM242 202L240 201V204H241ZM250 203V202H249ZM250 203V204H251ZM47 204V203H46ZM52 204H56V202L55 203H53L52 202ZM60 204V203H59ZM62 205L64 204L63 202L61 203ZM60 204V205H61ZM68 204L67 205H65V206H68ZM128 204V203H127ZM156 204H158V203H156ZM159 204H161V203H159ZM188 204V203H187ZM186 204V205H187ZM198 204V203H197ZM232 204V203H231ZM236 204V203H235ZM255 204H258V203H255ZM57 205V204H56ZM75 205V204H74ZM207 204H205V206H206ZM208 205L211 207V205L213 206L214 204H209L208 203ZM219 205V204H218ZM241 205H244V204H241ZM246 205V204H245ZM258 205H262V207L261 206H258V207H261V209L260 210H264V202L261 204L260 202H259V204ZM44 205L42 204V206L41 207H43ZM159 206V205H158ZM162 206L163 205H161V208H162ZM192 206H193V204H192ZM202 206V205H201ZM235 206V205H234ZM240 206V205H239ZM254 206V205H253ZM253 206H250V207H252L253 208ZM63 207H64V205H63ZM70 207V206H69ZM169 207H170V205H169ZM169 207H167V208H169ZM188 207V206H187ZM206 207H208V206H206ZM241 207V206H240ZM246 206H243V208H245ZM250 207H249V209H250ZM257 207V206H256ZM255 207V208H256ZM66 208V207H65ZM64 208V209H65ZM222 208V207H221ZM239 208V207H238ZM242 208V207H241ZM247 208V207H246ZM251 208V209H252ZM78 209V208H77ZM76 209V210H77ZM182 209H183V207H182ZM199 210V207H197L196 208V210ZM201 209V208H200ZM208 209V208H207ZM206 209V210H207ZM213 209V208H212ZM257 209V208H256ZM209 210V209H208ZM207 210V211H208ZM214 210V209H213ZM222 210V209H221ZM226 210V209H225ZM242 210V209H241ZM246 210V209H245ZM253 210V209H252ZM258 210H259V208H258ZM63 212H64V210H62ZM68 211V210H67ZM143 211V210H142ZM218 211V210H217ZM251 211V210H250ZM256 211V210H255ZM255 211H253L254 213H255ZM41 212V211H40ZM80 212V211H79ZM176 212V211H175ZM196 212V211H195ZM206 211L204 210V213H205ZM222 212H224V210L222 211ZM245 212V211H244ZM252 212V214H254ZM257 212V211H256ZM262 212H264V211H262ZM65 213V212H64ZM70 213V211H68V214ZM187 213V212H186ZM200 213V212H199ZM208 213V212H207ZM219 213V212H218ZM225 213V212H224ZM246 213V212H245ZM67 214V213H66ZM65 214V215H66ZM209 214V213H208ZM214 214V213H213ZM241 214V213H240ZM242 214H243V211H242ZM261 213L259 212V215H260ZM165 215V214H164ZM188 215V214H187ZM226 215V214H225ZM245 215V214H244ZM255 215H256V213H255ZM263 215V214H262ZM154 216V215H153ZM202 216V215H201ZM243 216V215H242ZM248 216V215H247ZM251 216V215H250ZM253 216V215H252ZM256 216H258V215H256ZM261 216V215H260ZM161 217V216H160ZM213 217V216H212ZM263 217V216H262ZM63 218H64V216H63ZM66 218V217H65ZM69 218V217H68ZM67 218V219H68ZM108 218V217H107ZM153 218V217H152ZM156 218V217H155ZM164 218V217H163ZM188 218V217H187ZM200 218V217H199ZM210 218V217H209ZM242 218V217H241ZM256 218H258V217H256ZM256 218H254V220L256 219ZM166 219V218H165ZM245 219V218H244ZM244 219H242V220H244ZM247 219H249V218H247ZM251 219H253V217L251 218ZM43 221H44V219H42ZM110 220V219H109ZM211 220V219H210ZM215 220V219H214ZM258 220V219H257ZM263 220V219H262ZM67 221V220H66ZM65 221V219H64V222H66ZM151 221V220H150ZM156 221V220H155ZM165 221V220H164ZM63 222V223H64ZM70 222H71V218H70ZM109 222V221H108ZM176 222V221H175ZM206 222V221H205ZM229 222V221H228ZM234 222V221H233ZM240 223H241V221H239ZM247 222H248V220H247ZM247 222L245 223V222H242L241 224H243V223H245V224H247ZM255 222V221H254ZM111 223V222H110ZM239 223V224H240ZM250 223V222H249ZM255 223H257V221L255 222ZM263 223V222H262ZM261 223V224H262ZM66 224H68L67 222H66ZM119 224H121V223H118L117 225L119 226ZM226 224H227V222H226ZM237 224V223H236ZM235 224V225H236ZM245 224H243V225H245ZM257 224H260V221H259V223H257ZM260 224V225H261ZM248 225V224H247ZM246 225V226H247ZM263 225H264V223H263ZM153 226V225H152ZM228 226V225H227ZM256 226V225H255ZM257 226H259V225H257ZM262 226V225H261ZM68 227H70V226H68ZM112 227V226H111ZM150 227V226H149ZM178 227V226H177ZM249 227H251V226H249ZM72 228V227H71ZM240 228V227H239ZM248 228V227H247ZM264 228V227H263ZM70 229V228H69ZM180 229V228H179ZM242 229V228H241ZM252 229H254V227H252ZM256 229V228H255ZM260 229V228H259ZM242 230H244V229H242ZM258 230V229H257ZM248 231V230H247ZM250 231V230H249ZM248 231V232H249ZM253 231V230H252ZM260 231H262V228H261V230H259V231H257V232H260ZM71 232V231H70ZM256 232V231H255ZM260 234V233H259ZM262 234V233H261ZM73 235V234H72ZM256 235V234H255ZM254 235V236H255ZM262 236V235H261ZM264 236V235H263ZM99 237V236H98ZM258 237V236H257ZM226 238V237H225ZM261 238V237H260ZM263 239V238H262ZM208 240V239H207ZM263 242V241H262ZM222 243V242H221ZM228 243V242H227ZM261 243V242H260ZM259 243V244H260ZM90 244V243H89ZM224 244H226V241H225V243ZM223 245V244H222ZM228 245V244H227ZM203 246V245H202ZM229 246V245H228ZM227 246V247H228ZM230 247V246H229ZM228 247V248H229ZM237 247V246H236ZM252 248H253V246H251ZM203 248V247H202ZM240 248H242V247H240ZM222 249V248H221ZM233 249V248H232ZM85 250V249H84ZM235 250V249H234ZM237 250V249H236ZM234 251V252H237V251ZM209 251V250H208ZM230 251H231V249H230ZM244 251H245V249H244ZM264 251V250H263ZM261 252V253H264V252ZM227 252V251H226ZM233 252V251H232ZM251 253V252H250ZM209 255V254H208ZM86 256V255H85ZM118 257V256H117ZM210 258V257H209ZM117 259V258H116ZM262 261V260H261ZM260 261V262H261ZM257 263V262H256Z\"/></svg>",
  "mask_w": 264,
  "mask_h": 264
},
{
  "label": "snow or ice",
  "instance_id": "6c2138e0",
  "mask_svg": "<svg viewBox=\"0 0 264 264\" xmlns=\"http://www.w3.org/2000/svg\"><path fill=\"white\" fill-rule=\"evenodd\" d=\"M206 215V212L204 213ZM227 231V224H226V218L218 220L217 222V230H216V236H220L221 232Z\"/></svg>",
  "mask_w": 264,
  "mask_h": 264
}]
</instances>
